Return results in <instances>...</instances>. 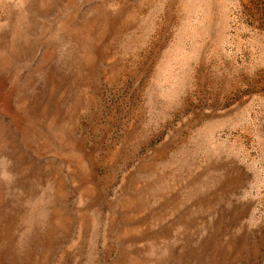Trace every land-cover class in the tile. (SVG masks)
Listing matches in <instances>:
<instances>
[{
    "label": "rangeland",
    "instance_id": "374dc122",
    "mask_svg": "<svg viewBox=\"0 0 264 264\" xmlns=\"http://www.w3.org/2000/svg\"><path fill=\"white\" fill-rule=\"evenodd\" d=\"M0 264H264V0H0Z\"/></svg>",
    "mask_w": 264,
    "mask_h": 264
}]
</instances>
